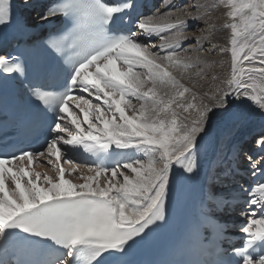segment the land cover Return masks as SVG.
Segmentation results:
<instances>
[{
  "label": "snow or ice",
  "instance_id": "1",
  "mask_svg": "<svg viewBox=\"0 0 264 264\" xmlns=\"http://www.w3.org/2000/svg\"><path fill=\"white\" fill-rule=\"evenodd\" d=\"M161 7L142 15L139 0H53L40 15L61 25L45 41L60 67L51 83L25 85L32 126L47 123L44 146L0 157V264H132L137 246L167 223L173 165L198 175L219 129L244 123L251 110L264 119V0ZM18 22L11 0H0V29ZM221 30L230 32L224 45L215 42ZM223 54L225 76L213 59ZM26 70L19 55L0 56V73ZM255 144L259 151L245 154L258 179L241 189L243 243L207 245L220 258L203 264H264V132ZM83 154L91 165L77 162ZM39 158L54 175L35 170ZM80 168L93 175L66 178ZM222 175L239 183L232 165ZM207 199V226L227 239L224 217L239 192L220 180Z\"/></svg>",
  "mask_w": 264,
  "mask_h": 264
},
{
  "label": "bare ground",
  "instance_id": "2",
  "mask_svg": "<svg viewBox=\"0 0 264 264\" xmlns=\"http://www.w3.org/2000/svg\"><path fill=\"white\" fill-rule=\"evenodd\" d=\"M183 1H185V0H183ZM209 1L211 3H214V2H212V0H209ZM216 10H217V8L213 10V15H214L215 21L217 22L219 15L224 16V11L222 9H220L219 12L217 11L218 13L215 14ZM190 24H191V22H190ZM219 32L221 34L220 37L218 34ZM219 32L216 34V41L215 42L222 45L223 39L221 38V36L224 37L225 33L223 30H221ZM213 59L223 65L222 68L218 66L215 69V71L220 73L222 76H225L230 72V57L225 58V56L223 54L222 56L217 55V56L213 57ZM245 103L248 104L247 101ZM240 127H241L240 125H238V126L226 125V126H224L218 130L216 140H218V142H219L218 156H219L221 161H224L225 155L227 154V152L231 149V147L234 144L237 143V141L239 139H241L242 134L241 135L239 134ZM220 132H221V134H220ZM244 136H245V134H243V137ZM251 153H252V151H251ZM43 170H44V172H48L49 175H54V172L49 167H45V168H43ZM81 173H83L85 176L93 175V173L88 172L87 168H80L76 173L69 176L68 178L72 179L76 183H80L82 181L78 180L77 176H79Z\"/></svg>",
  "mask_w": 264,
  "mask_h": 264
},
{
  "label": "rangeland",
  "instance_id": "3",
  "mask_svg": "<svg viewBox=\"0 0 264 264\" xmlns=\"http://www.w3.org/2000/svg\"><path fill=\"white\" fill-rule=\"evenodd\" d=\"M175 2H179V3H187L188 2V0H185V1H183V0H175ZM212 2H218V0H212ZM165 3V1L164 2H162V4L161 5H163ZM208 3H211L209 0H208ZM164 10L162 11V10H160L161 12H164V11H166V8H163ZM220 9H222L223 11H224V13H225V11H226V9H224L222 6L221 7H218L217 8V10H216V12H215V14L216 13H218L219 12V10ZM218 11V12H217ZM218 18V17H217ZM225 21V16H220L219 15V18H218V20H217V24H223L224 23V21ZM189 27L191 28L192 27V24H189ZM224 31V33H225V36L223 37V36H221V38L223 39V43H222V45H224V44H226V42H227V40H228V38H229V36H230V32L228 31V30H223ZM219 34V37H220V32L218 33ZM230 54H224V56H225V58H227V57H230L229 56ZM217 56V55H216ZM222 56V55H221ZM247 103H248V105H249V110H251V103H250V101H247ZM240 130H239V134L241 135L242 134V136H243V134H255L256 135V137L255 138H259V135L260 134H258V133H256V132H258V131H263L264 132V119H262L260 116H259V114H258V112H255L254 110H251V115L250 116H248V118L245 120V122L244 123H242V124H240ZM220 134H221V132H220ZM255 147H257L256 146V144H255ZM252 151V150H251ZM251 151H250V153L249 154H251ZM259 151V150H258ZM226 156V155H225ZM248 163H247V160H246V165H247Z\"/></svg>",
  "mask_w": 264,
  "mask_h": 264
}]
</instances>
